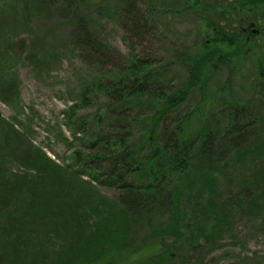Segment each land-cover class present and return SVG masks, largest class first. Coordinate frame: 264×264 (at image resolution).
I'll return each instance as SVG.
<instances>
[{"label":"trees","instance_id":"trees-1","mask_svg":"<svg viewBox=\"0 0 264 264\" xmlns=\"http://www.w3.org/2000/svg\"><path fill=\"white\" fill-rule=\"evenodd\" d=\"M46 1L51 0H22L20 5H23L25 10L23 14L30 15L33 8H39ZM110 1L113 0H53L64 7L67 14L69 13V23H72L76 29L73 36L74 43L89 52L94 59L97 57L104 59L106 51L111 48L105 41L93 36L85 20L78 17L82 13L79 4L85 3L103 11ZM116 1L119 3L120 21L137 39L145 40L150 31H153L151 30L153 23L159 18H164L167 13L157 8L159 0H144L146 9L141 5L142 0ZM204 5L202 0H178V5L175 7H178L177 11L182 12L202 10ZM217 6L214 3L212 7L218 10L219 14L221 12L222 18L215 19L214 23L208 18L199 19L203 41L199 45L181 47L179 59L186 71L182 80L173 82L159 73L149 60H139L134 57L125 61L116 79L110 80L109 84L89 83L80 95V103L69 106L65 114V124L70 128L72 114L76 109L91 103L92 93L98 91L108 97L106 110L97 114L94 123L91 124L86 116L78 122L75 120L79 124H76V132L79 133L80 141L86 148L92 149V151L86 150L85 153L76 150L75 157L87 164L89 175L94 176L91 180L83 179L71 165L61 167L41 148L32 144L26 145L24 135L0 117V183L10 181L9 186L0 189V211H6L9 202L10 210H14L8 211L7 229L0 228V264H54L60 259L63 263L55 264H85V261L90 259L92 262L89 264H128L146 254L148 248L155 252L153 255L157 260L151 261L153 257L146 258L142 264H160V260L167 257L169 250L161 248V245H165L163 234L165 237L171 235L177 239L182 235L179 224L188 228L186 218L182 219L185 213L184 205L181 204L180 195L175 192L173 178L170 177L173 176L174 170L176 172L183 170L188 165L193 148L196 145L197 149L201 141L197 134H191L188 127L194 119L199 120L201 124L204 123L205 115L199 107L202 104L194 105L195 107L191 111H186L182 117L175 116L176 109L195 92L200 93L203 98L211 96L208 93L209 88L206 89L203 84L209 72L226 69L231 76L238 69V77L242 81L245 73H252L249 68L243 69L240 66L238 68V59L235 61L234 59L238 57L240 42V49L246 44L241 40L243 30H246L248 24L246 20L248 15L245 12H253L256 8L264 6V0H237L236 3L232 2L226 7ZM14 11V6L0 4V43L9 40L4 27L13 24V19L10 17H14ZM39 48L44 52L42 54L47 52L43 46ZM42 54H32L30 58L41 63L50 61L47 57L48 53L45 57ZM0 67H2L1 57ZM253 67L255 73L257 71V76L250 74L248 77L251 80L264 76L263 56L256 57ZM2 83L10 89V92L14 89L12 78H4ZM0 89L3 87L0 86ZM227 105L230 110L228 121L226 120V124L220 123L221 131L217 128L219 126H216L215 130H207L211 135L207 132L204 134L205 147H209L207 143H212L213 139L221 136L225 129L238 133V138L252 130L251 127L249 129L247 127L252 123H249L251 118L245 104ZM103 114L109 118L113 117L115 124L119 117L126 121L128 126L126 134H113L106 139L104 134H93L95 124L101 123ZM129 115L133 123L142 125V133L138 138L139 142L141 139L142 145L132 150H127L132 136V126L127 123ZM170 120L174 123L172 127H169ZM164 124L166 126L161 130ZM206 126L202 125L200 129ZM115 128H118L117 124ZM185 130L190 137L186 136ZM199 135L202 138L203 132ZM258 139L260 138L255 133L253 139L248 138L246 145L241 148L238 145V151L243 150L242 153L238 152L240 163L244 165L245 159H250L251 167L246 174H242L243 182L238 184V194L233 200L237 207L243 206L241 209L247 213L254 205V196L262 197L264 192L263 187L259 185V182L264 181V142L259 143ZM65 140L67 141L66 138ZM146 146L148 149L145 157L139 158L137 152L143 151ZM10 154L24 159V165L32 164L34 171L30 173L25 169L22 173L13 174V178L6 180L5 175H2L3 165L6 164L5 159ZM87 160L92 161L93 166H90ZM104 160L109 168L106 171L102 166ZM109 162L112 163L111 166ZM131 173L144 178L145 182L140 180L139 183L135 182L138 179L136 177L134 182L126 183ZM18 178L22 180H17ZM93 180H97L98 183L110 180L109 185L112 184L120 189L119 199H109L101 193L92 198L87 188L93 186ZM243 184L260 191L249 197L242 191ZM24 191H28L33 197L31 202L24 200ZM157 194L164 196L165 208L168 210L165 223L152 229L155 236L161 235V239L150 246L137 248V255H133V250L128 253H125V250L123 252L125 246L132 244L130 239L125 242L131 218L135 216L132 212L135 214L141 212L149 216V203L154 202ZM218 200L220 201L214 203L213 198H208V206L206 208L203 206L201 216L203 222L198 221L191 226L194 237L189 235L190 239L200 236L209 240L216 239L218 230L228 222L226 212L231 208L226 204L227 201ZM23 202L26 206L21 210ZM91 212L96 214V217L90 222ZM130 215L132 217H129ZM207 219L210 221L208 224H206ZM204 225L211 226V231L208 232ZM183 237L186 239L188 236L183 234ZM50 242L55 243L54 248Z\"/></svg>","mask_w":264,"mask_h":264},{"label":"rangeland","instance_id":"rangeland-1","mask_svg":"<svg viewBox=\"0 0 264 264\" xmlns=\"http://www.w3.org/2000/svg\"><path fill=\"white\" fill-rule=\"evenodd\" d=\"M21 1L0 0L1 5L15 7L14 17H10L13 19V24L4 27L9 40L0 43L2 60L0 86L3 87L0 89V97L6 98L5 100L0 98V117L24 135L26 145L32 144L41 148L61 167L71 165L85 180H91L94 176L89 175L87 164L80 162L81 159L75 157L74 151L85 153L86 150L92 151V149L86 148L80 141L79 133L76 132V126L79 125L77 122L86 116L91 124L94 123L97 114L106 110L108 97L102 92L92 93L91 103L76 109L72 114V124L69 128L65 124L66 111L72 104L80 103V95L84 88L89 83L109 84L110 80L117 78L125 61L134 57L139 60H149L159 73L173 82L182 80L186 71L181 65L179 53L182 46L199 45L203 41L199 19L204 17L213 22L221 17V12L219 14V11L212 7L214 3L218 5L217 7H226L232 2H237V0H231L232 2L202 0L205 3L204 9L180 12L177 11L178 7H175L178 5V0H159L156 6L166 11V16L153 23L151 26L153 31H150L145 40L137 39L122 24L119 3L116 0L108 2V6L106 9L103 8L105 9L103 11L85 3L79 4L82 13L78 17L85 20L93 36L105 41L111 48L106 51L104 59L98 57L94 59L89 52L74 43L73 36L76 29L72 23H69V13H66L64 7L51 0L46 1L39 8H33L32 12L27 9L31 14L24 15L25 10L23 5H20ZM141 5L146 9L144 0L141 1ZM245 14L248 15L246 17L248 24L241 40L246 44L241 47L242 49H240L241 42L239 47L237 45L238 57L234 61L238 59V68L239 66L243 69L249 68L252 73H245L242 81L238 77V69L231 76L226 69L209 72L203 84L206 89L209 88L208 93L211 96L203 98L200 93L195 92L176 109L175 116L182 117L186 111H191L194 105L202 104L199 107L205 115L204 123L201 124L199 120L194 119L188 127L191 134H197L201 140L197 149L196 145L193 148L188 165L183 170L177 172L174 170L173 176L170 177L173 178L175 192L180 195L181 204L184 205L185 213L182 219L186 218L188 228L179 224L182 235L177 239L171 235L165 237L163 234L165 245H161V248H167L169 251L167 257L160 260V264H264V192L262 197L254 196L260 189L254 190L243 184L244 194L249 197L254 196V205L249 213L241 209L243 206L237 207L233 200L238 194V184L243 182L242 174H246L251 167L250 159H245L244 165L240 163L238 152L242 153L243 150L238 151V145L239 148L246 145L248 138L253 139L255 133L260 138L258 142H264V76L253 80L248 77L250 74L257 76V71L255 73L253 67L256 57L263 56L264 61V6ZM39 46L47 50L50 61L41 63L30 58L32 54L44 53ZM45 54L42 56L45 57ZM4 78L14 80V89L11 92L3 85ZM229 103L245 104L251 118L249 123H252L247 127L248 129L251 127L252 130L238 138V133L227 131L224 127L221 136H216L212 141L213 144L207 143L209 147H205L203 141L207 130H215V127L219 126L217 128L221 131L220 123L226 124V120L228 121L230 110L227 104ZM102 117L101 123L95 124L93 134H104L106 139L107 136L126 134L128 131L126 121L120 117L116 122L118 128H115L116 124L112 116L109 118L103 114ZM168 122L169 127L174 125L173 121ZM127 123L132 126V136L127 150H132L142 145L141 139L140 142L138 139L142 133V125L133 123L131 115ZM202 125L207 126L200 129ZM165 126L162 125L161 130ZM185 132L186 136L190 137L188 131ZM201 132H203L202 138L199 135ZM147 149L148 146L143 151L137 152L139 158L145 157ZM23 160L18 155L7 156L2 174L5 175L6 180L13 178V174L22 173L25 169L30 173L34 171L32 164L24 165ZM87 162L93 166L92 161L87 160ZM111 165L112 163L109 162V166ZM102 166L104 171L109 169L106 160L102 161ZM136 177L132 173L129 174L126 183L134 182ZM137 178L135 182L139 183V180L145 182L144 178L140 176ZM20 179L22 180V178L17 180ZM108 181L98 183L97 180H93V186L87 188L90 196L95 198L101 193L109 199L118 200L120 189L112 184L109 185ZM9 184L10 181H2L0 189ZM259 185L264 189V181L259 182ZM83 187L87 186L83 185ZM24 193V200L31 202L33 197L28 191ZM208 198H213L214 203L220 201L218 199L227 201L226 204L231 207L226 212L228 222L218 230L215 240H209L204 236L192 239L194 230L191 226L198 221L203 222L201 220L203 206L205 208L208 206ZM9 204L6 211H0V228L8 227V211H14L10 210ZM25 206L26 203L23 202L21 210ZM165 206L164 196L157 194L154 202L149 203V216L141 212L136 214L132 212L135 216H129L132 218L126 232L127 239L125 238V242L130 239L132 244L122 248L123 252L125 250V253H128L133 250V255H137V248L150 246L161 239V235L155 236L152 229L165 223L168 215ZM95 217L96 214L91 212L90 222L92 219L94 221ZM208 222L210 221L207 219L206 224ZM204 226L208 232L211 231V226ZM183 234L188 237L185 239ZM52 242L50 245L54 248L56 241L54 240V244ZM154 253L148 248L146 254L128 264H142L150 257H153L151 261L157 260ZM57 262L63 263L61 259ZM57 262L55 261L54 264ZM89 262H92L91 259L85 261V264Z\"/></svg>","mask_w":264,"mask_h":264},{"label":"flooded vegetation","instance_id":"flooded-vegetation-1","mask_svg":"<svg viewBox=\"0 0 264 264\" xmlns=\"http://www.w3.org/2000/svg\"><path fill=\"white\" fill-rule=\"evenodd\" d=\"M243 31H245V29Z\"/></svg>","mask_w":264,"mask_h":264}]
</instances>
